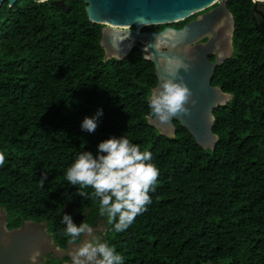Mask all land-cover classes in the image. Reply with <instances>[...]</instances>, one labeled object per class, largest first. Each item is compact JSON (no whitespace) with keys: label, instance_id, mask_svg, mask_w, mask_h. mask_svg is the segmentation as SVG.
<instances>
[{"label":"trees","instance_id":"obj_1","mask_svg":"<svg viewBox=\"0 0 264 264\" xmlns=\"http://www.w3.org/2000/svg\"><path fill=\"white\" fill-rule=\"evenodd\" d=\"M66 1L0 6V207L7 227L42 222L64 247L63 215L77 225L100 217L101 240L124 264H264V38L253 1L225 0L232 50L210 83L231 96L212 110V148L176 119L173 136L148 122L153 62L136 47L104 58L102 25L87 19L83 0ZM194 15L170 24L180 27ZM98 109L95 132L82 130ZM121 136L150 151L160 175L147 210L117 233L99 215L92 189H78L89 194L81 197L65 171L79 152L95 154L99 142Z\"/></svg>","mask_w":264,"mask_h":264},{"label":"water","instance_id":"obj_2","mask_svg":"<svg viewBox=\"0 0 264 264\" xmlns=\"http://www.w3.org/2000/svg\"><path fill=\"white\" fill-rule=\"evenodd\" d=\"M2 1L0 0V6ZM6 1L8 5L15 2V0ZM252 1V9L257 11L256 3L259 0ZM51 2L62 7L68 5L66 0H51ZM83 2L87 19L102 25L100 43L104 49V58H122L136 47L144 58L153 62L156 84L151 92L158 88L161 79L167 76L165 68L170 59H180L189 66L188 71L180 69L179 74L192 91L193 95L190 99L196 100L197 103L195 106L191 103L186 105L190 109L189 115H181L173 119L189 131L196 143L203 148H212L216 135L212 131L213 122L211 124L208 122V115L209 113L213 115V108L225 103L231 96L230 93L210 83L215 67L228 56V54L222 56L214 51L220 41L218 35L221 27L213 23L223 11L229 15L232 23V15L225 7V0H83ZM197 12L194 18L180 27L164 25L158 30L142 29L146 25L180 21ZM260 15L264 20V15L262 13ZM255 27L264 38V25H255ZM231 30L232 25L228 29L230 51L232 50ZM110 31L126 33L129 37L132 36L134 41L123 49L115 47L110 44ZM203 38L205 39L202 40ZM159 41H163V44L157 49L154 45ZM211 52L214 53L213 60L207 57ZM148 122L160 133L173 136L175 127L172 120L161 123L153 118ZM6 222L4 211L3 215H0V264H30L28 256L33 250L38 249L39 252L48 250L51 239L42 222L25 220L12 228H6ZM90 226L93 229V226ZM87 238L84 236L82 240ZM75 247L67 242L55 253L58 256H66L71 263L70 253ZM37 264L43 263L37 260Z\"/></svg>","mask_w":264,"mask_h":264},{"label":"clouds","instance_id":"obj_3","mask_svg":"<svg viewBox=\"0 0 264 264\" xmlns=\"http://www.w3.org/2000/svg\"><path fill=\"white\" fill-rule=\"evenodd\" d=\"M37 3L46 4L48 0H37ZM162 44L163 41L154 47L159 49ZM188 67L180 59L168 61L165 68L167 76L161 79L159 87L153 89L149 97L147 120L155 118L161 123H168L173 117L190 114L186 105L191 103L195 106L197 102L190 99L192 91L179 74L180 69L188 71ZM102 115L103 110L98 109L95 115L84 117L81 129L95 132ZM214 119L209 113V124ZM151 160L150 151H142L138 144H133L127 137H110L97 144L95 154L79 152L66 169L65 179L85 199L89 198V194L78 189H92L91 197L99 202V215L107 217L114 231L119 233L127 230L135 218L143 214L152 203L149 193L154 191L160 172ZM4 164L5 154L0 152V166ZM62 222L66 226L64 234L69 243L76 246L70 253L71 264H124V257L109 243L93 235V229L88 223L77 225L67 214L63 215ZM84 236L88 238L82 240ZM39 256V250H33L28 256L30 264H37Z\"/></svg>","mask_w":264,"mask_h":264},{"label":"flooded vegetation","instance_id":"obj_4","mask_svg":"<svg viewBox=\"0 0 264 264\" xmlns=\"http://www.w3.org/2000/svg\"><path fill=\"white\" fill-rule=\"evenodd\" d=\"M212 6H214V5H212ZM256 9H257V11H255L253 9L251 10V12H252L251 16L253 18V23H254V25H264V20L262 19V16L260 15V13H262L264 15V7L261 8V7L257 6V3H256ZM200 12H202V11H200ZM197 14H198V12L195 13V15L193 17L188 18L187 20L182 22L180 25H183L188 20L194 18ZM155 25H160V24H155ZM162 25H174V24L168 23V24H162ZM213 25H219L221 27L220 32H219L220 37L218 35V39H220V41H219L218 46L215 47L214 51L217 52L218 54L222 55V56L227 55L226 38L222 36V32L227 31L229 29L230 25H233L230 22L229 15L223 11L221 13L220 17H218L217 21L215 23H213ZM142 29H151V28H147V27L143 26ZM152 30H158V29H152ZM204 39H202V40H204ZM207 57L210 60H213L214 59V53H212V52L209 53L207 55ZM3 212H4V209H3ZM101 220H103V219L98 217L96 220V223L94 225H92L93 226V235L99 237L100 239H102V233H103V230L105 228L104 222ZM6 224H7V222L5 223V227L9 228V227H7ZM48 234H49V232H48ZM49 236H50V234H49ZM50 239H51V241L48 244V247H49L48 250L46 252H40V256L38 257L39 258L38 260L41 261L43 264H53V261H51V259L56 258L57 260L60 261L61 264H71L66 256H58L55 253V251H57L61 247L56 245L53 242L51 236H50ZM67 242H69V241H66V243ZM49 249H52V250L49 251Z\"/></svg>","mask_w":264,"mask_h":264},{"label":"bare ground","instance_id":"obj_5","mask_svg":"<svg viewBox=\"0 0 264 264\" xmlns=\"http://www.w3.org/2000/svg\"><path fill=\"white\" fill-rule=\"evenodd\" d=\"M114 27V26H112ZM123 28V27H122ZM121 29V28H119ZM116 31V30H114ZM167 35V33H166ZM110 44L114 45L115 47H118L120 49L125 48L127 45H129L130 43H132L134 41L133 37L130 36L126 33H115L113 31H110ZM161 41H159L158 43H160Z\"/></svg>","mask_w":264,"mask_h":264},{"label":"rangeland","instance_id":"obj_6","mask_svg":"<svg viewBox=\"0 0 264 264\" xmlns=\"http://www.w3.org/2000/svg\"><path fill=\"white\" fill-rule=\"evenodd\" d=\"M257 6L263 8L264 7V0L262 1H258L257 2ZM222 36L226 38V50H227V54H229L231 51H230V47H229V42H228V39H229V31H224L222 32ZM3 214V209L0 207V215Z\"/></svg>","mask_w":264,"mask_h":264}]
</instances>
